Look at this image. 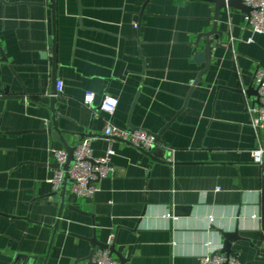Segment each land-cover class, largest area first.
<instances>
[{"label": "crops", "instance_id": "obj_1", "mask_svg": "<svg viewBox=\"0 0 264 264\" xmlns=\"http://www.w3.org/2000/svg\"><path fill=\"white\" fill-rule=\"evenodd\" d=\"M247 16L216 20L204 0H0V264H89L111 237L123 264H199L235 232L231 256L264 264V132L249 111L264 35ZM108 126L162 143L149 156ZM85 140L95 158L114 150L108 177L91 197L55 193L50 149Z\"/></svg>", "mask_w": 264, "mask_h": 264}, {"label": "built area", "instance_id": "obj_2", "mask_svg": "<svg viewBox=\"0 0 264 264\" xmlns=\"http://www.w3.org/2000/svg\"><path fill=\"white\" fill-rule=\"evenodd\" d=\"M246 7L252 9L250 15L247 16V24L250 27L252 34L264 35V0H242ZM252 37L247 39V43H254ZM0 68L1 63H0ZM253 87L257 93V97L249 99V111L253 116V127L258 132H264V68H259L253 80ZM64 83H57V93L63 92ZM94 94L87 93L84 98V104L88 108L94 106ZM117 100L106 99L102 104V109L113 114ZM108 138H115L122 141L130 142L136 148H144L147 151L156 149L158 142L156 136L145 130H127L116 126H108L106 129ZM51 158L59 167L49 183L52 185L55 193L60 192L64 183L63 166L68 160V155L65 150L50 149ZM115 155L113 149H109L105 156L95 158L91 149V140L82 141L77 147L74 154L75 161L69 170L72 179V192L79 197H91L99 192V183L108 177L111 171V159ZM253 161L256 164L264 163V149L254 150L252 152ZM171 162V161H170ZM212 219L210 220V222ZM114 242V237L110 238L109 247ZM89 264H120L119 261L112 255L109 248L98 249L93 253ZM199 264H241L237 257L226 256L221 252H213L200 258Z\"/></svg>", "mask_w": 264, "mask_h": 264}, {"label": "water", "instance_id": "obj_3", "mask_svg": "<svg viewBox=\"0 0 264 264\" xmlns=\"http://www.w3.org/2000/svg\"><path fill=\"white\" fill-rule=\"evenodd\" d=\"M53 1H55V0H53ZM204 1L211 2L212 4L215 5V19L216 20H218L220 12L222 10H224V9H227V8H229V9L230 8H234V9L236 8L237 10H241V11L245 12L247 15H250V13L252 11L251 8L246 7L243 4L242 0H204ZM216 28L217 27H216V24H215L213 30L211 32H209V33L203 34L198 39L197 42H200L201 38H203V37L209 38L212 34H216V33L218 34L219 32L217 31ZM211 51H212V47L210 46V43L207 42L206 49L202 53L196 54L197 56H195L197 61L206 62V68H208L210 66V60H211V56H212L211 55ZM251 90L254 92V96L256 98L258 92H256V90H255V88L253 86L251 87ZM55 104H56V94L52 98V110H53L54 114L56 113ZM55 130H56L55 131L56 133L60 134V130L57 127V123L56 122H55ZM47 132L51 133V129L47 130ZM60 137H61V139H63L62 135ZM156 139H157L158 144L162 143L161 142V135H156ZM128 143H130V142H128ZM139 149L142 150L143 152H145L146 154H148L149 156H153L152 154H154V155L157 154V151H154V149L150 150V151H145L144 148H139ZM75 151H76V147L67 146L66 152H67V155H68L69 158H68L66 164L63 166L64 183H63V186H62V189H61L62 194L67 193L66 191H67L68 187L72 186V179L70 177L71 175L69 174V170L73 166L74 161H75V157H74ZM55 167L58 168L59 166L57 164H55ZM222 235H223V237L225 239V242H224L223 251L221 253L226 255L227 257L228 256L230 257L232 255V253H233L232 244L237 242L239 239H241V237L238 234V232H235V233H222ZM101 248L102 249L109 248L111 253H112V255L117 256L120 259V261H122V264H123V258L115 250V248H113V247L110 248V247L105 246V245L103 247H101ZM93 253L91 254L89 260L92 258Z\"/></svg>", "mask_w": 264, "mask_h": 264}]
</instances>
